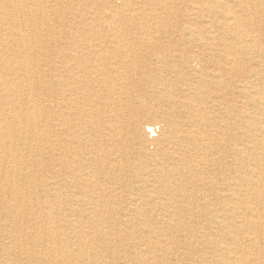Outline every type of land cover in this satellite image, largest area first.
<instances>
[{"label":"rangeland","instance_id":"1","mask_svg":"<svg viewBox=\"0 0 264 264\" xmlns=\"http://www.w3.org/2000/svg\"><path fill=\"white\" fill-rule=\"evenodd\" d=\"M219 2L230 9L231 14L236 18L242 40L234 39L233 30L223 11L216 16L210 14L207 0H104V2L103 0H0V92L3 89L7 92L8 83L15 85V82L19 85V81L13 79H15L14 74L21 73L22 63L30 66L32 72H35L34 75H30V80L26 77L21 78L38 108L44 109L41 113L44 116L42 131L47 137L45 143L51 146V149L41 153L40 157L34 156L38 154L34 149L30 152L33 157L22 154L27 159V163L24 162L25 165H22L26 178L21 179L20 183L23 186V197L33 202V208H39L44 202H48L52 210V222L47 218V213L40 210L36 219H31L27 224L22 225L19 235L27 238L29 233L34 232L37 236H41L46 231L48 236L57 234L62 240L61 248L65 253L70 252L73 264H142V260L144 264H264V202L253 201L251 198L254 194L249 191L248 194L244 193L245 203L242 205L227 204L233 206L236 218L227 220V227L228 225L230 227L221 233L217 228L221 220L219 216L224 213L226 217H230L232 210L230 208L223 210L227 205L220 204L212 196V191L218 190L219 186L225 183V179L230 180L231 173L235 171L237 166L235 148L242 147L246 150L245 168L249 163L251 164L248 157L255 154L252 150L254 146L258 154H264V112L255 103L257 99H264V0H219ZM16 3L22 7V19L27 24L32 20L38 21L41 25L39 29L34 28L29 32L20 28L15 19L16 14L9 9V6ZM42 25L47 29L45 30ZM20 30L26 43L36 44L35 51L25 54L17 46L16 32L20 35ZM247 35H252L255 39V48L244 54L242 52L248 49V43L244 41ZM123 43L129 48L137 47L135 52L140 54L137 55L138 58L133 65L137 74L125 86L130 102H127L125 97L122 99L123 102L121 101L124 118L121 120L122 123L116 124L118 136L115 138L116 135L108 126L107 119L112 116L109 112L101 115L102 122L100 121L97 135L102 139L110 133L107 149H111V144L114 143L119 149L123 148V152H128L127 156L130 157L126 163L122 162L117 167H104L103 171H97L96 60H94L96 45L102 44L112 48L119 47ZM129 66L130 63H127L126 70H130ZM20 89L21 86H18L19 92ZM249 93L253 96L250 97ZM188 102L199 106L198 109L204 119L199 124L203 137L206 138L202 139L201 145L204 146V150L201 158L194 159L192 175L195 184L175 185L168 189L156 184V190L152 189L151 185L143 186L141 176L147 173L153 162L140 158L139 154H144L146 151L154 152L156 149V146L147 142H153L156 137L143 133L144 126L152 124L158 127L159 124L163 128V123L159 122H162L163 117L167 115L166 110L171 109L179 117L186 112L183 104ZM103 103V100H99L100 106ZM22 106L16 104L15 109L19 110ZM9 108L11 106H0L1 110ZM31 145L33 148L36 147V142ZM198 176L203 184L200 189L206 194L204 196H199L200 193L195 190V186L199 183ZM0 178V264H22L23 261H16L10 255L11 251L17 248L12 237L17 236L18 228L11 211L14 202L12 199L17 197L8 196L6 193L9 189L7 186L10 183L9 178L1 176ZM213 184V190L209 192ZM153 193L160 198L156 202L146 197L140 198ZM170 194L173 197H170ZM182 195L190 198L184 200ZM198 197L201 199H197ZM210 200H213V203ZM159 202L161 205L157 204ZM26 208L24 206L21 209L27 211ZM125 221H129L127 225ZM232 224H237L239 228H232ZM76 225L82 227L84 234L73 231L72 227ZM102 233L116 241L113 252H116L117 259L110 256L111 250L107 249L109 245L102 244ZM155 237H158L156 245L161 249L159 254H156ZM24 248L28 253H34L36 256L47 252L44 246L37 244L34 246L26 244ZM85 249L89 251L83 254ZM51 259V257L46 258L45 262L30 261V264H53L54 261L51 262Z\"/></svg>","mask_w":264,"mask_h":264},{"label":"bare ground","instance_id":"2","mask_svg":"<svg viewBox=\"0 0 264 264\" xmlns=\"http://www.w3.org/2000/svg\"><path fill=\"white\" fill-rule=\"evenodd\" d=\"M18 1V0H17ZM125 1V0H124ZM241 1V0H240ZM255 1V0H252ZM96 2V1H95ZM104 2V0H103ZM140 2V1H139ZM182 2V1H181ZM113 3V2H112ZM223 3V2H222ZM257 4V2H255ZM24 4V3H23ZM39 4V3H38ZM164 4V3H161ZM207 4L209 7V12L212 14V16H216L220 11H223L227 16V22L233 30V37L234 39L240 41L242 40V36L240 35V26L237 23L236 18L231 14V10L227 9L226 6H222L219 2V0H207ZM25 5V4H24ZM60 5V4H59ZM68 5V4H66ZM227 5V4H226ZM23 6V5H22ZM42 6V5H41ZM44 6V5H43ZM153 6V5H152ZM32 7V6H31ZM40 7V6H38ZM50 7V6H49ZM76 7V6H75ZM74 7V8H75ZM78 7V6H77ZM84 7V6H83ZM64 8V7H63ZM195 8V6H194ZM9 9L12 10L16 14L17 22L22 28V30L25 31H31L35 29L40 28V24L36 20H32L31 23H26L22 17V7L19 3H16L12 6H9ZM25 9H28V7H25ZM104 9V8H103ZM121 9V8H120ZM128 9V8H127ZM126 9V10H127ZM132 9V8H131ZM246 9V6H245ZM64 10V9H63ZM66 10V9H65ZM27 11V10H26ZM33 11V10H32ZM59 11V10H58ZM129 11V10H128ZM37 12V11H36ZM46 12V11H45ZM133 12V11H132ZM246 12V11H245ZM33 13V12H32ZM39 13V12H38ZM49 13V12H48ZM57 13V12H56ZM130 13V12H129ZM128 13V14H129ZM41 14V13H40ZM59 14V12H58ZM67 14V13H66ZM79 14V13H78ZM94 14V12H93ZM92 14V15H93ZM107 14V13H106ZM9 15V14H8ZM39 15V14H38ZM68 15V14H67ZM246 15V14H245ZM257 15V14H256ZM34 16V14H33ZM86 16V15H85ZM110 16V15H109ZM168 16V15H167ZM259 16V15H257ZM40 17V16H39ZM57 17V16H56ZM63 17V16H62ZM111 17V16H110ZM169 17V16H168ZM192 17V16H191ZM260 17V16H259ZM258 17V19H259ZM61 18V17H60ZM67 18V17H66ZM108 19V17H106ZM113 18V17H111ZM131 19V17H129ZM246 18V17H245ZM257 18V17H256ZM48 19V18H47ZM55 19V18H54ZM58 19V18H57ZM56 19V21H58ZM122 19V18H121ZM136 19V18H135ZM41 20V19H40ZM101 20V19H100ZM134 20V19H133ZM2 21V20H1ZM43 21V20H42ZM47 21V20H46ZM78 21V20H77ZM92 21V20H91ZM110 21V20H109ZM113 21V20H112ZM194 21V20H192ZM191 21V22H192ZM213 21V20H212ZM121 22V21H120ZM41 23V22H40ZM46 24L48 22H45ZM69 23V22H67ZM107 23V22H106ZM250 23V22H249ZM2 24V23H1ZM57 24V22L55 23ZM66 24V23H64ZM120 24V23H119ZM16 25V24H14ZM51 25V24H50ZM59 25V24H58ZM125 25V24H124ZM127 25V24H126ZM255 25V23H254ZM49 26V25H48ZM66 26V25H65ZM93 26V25H92ZM107 26V25H106ZM186 26V25H184ZM198 26V25H197ZM258 26V25H257ZM14 27V26H13ZM43 27V25H42ZM96 27V26H95ZM120 27V26H118ZM135 27V26H134ZM146 27V26H144ZM250 27V26H249ZM44 28V27H43ZM49 28V27H48ZM58 28V27H56ZM65 28V27H64ZM67 28V27H66ZM122 28V27H120ZM45 29V28H44ZM47 29V28H46ZM45 29V30H46ZM143 29V28H142ZM164 29V28H163ZM186 29V28H185ZM188 29V28H187ZM208 29V28H207ZM22 30H20L19 33L16 32L17 35V46L20 47L23 53L29 54L31 51H33L36 48L35 45H29L26 43V41L23 40L21 33ZM55 30V29H54ZM117 30V29H116ZM135 30V28H134ZM231 30V31H232ZM262 30V29H261ZM9 31V30H8ZM16 31V30H15ZM40 31V30H39ZM51 31V30H50ZM56 31V30H55ZM64 31V30H63ZM110 31V29H109ZM173 31V30H172ZM187 31V30H186ZM4 32V29H3ZM10 32V31H9ZM54 32V31H53ZM59 32V31H58ZM111 32V31H110ZM123 32V31H122ZM148 32V30H147ZM157 32V31H156ZM228 32V31H227ZM7 33V32H6ZM60 33V32H59ZM146 33V30H145ZM262 33V32H261ZM9 34V33H8ZM39 34V33H38ZM163 34V33H162ZM174 34V33H172ZM191 34V33H190ZM230 34V33H228ZM46 35V34H45ZM51 35V33H50ZM55 35V34H54ZM59 35V34H58ZM98 35V34H97ZM104 35V34H103ZM111 35V34H110ZM187 35V34H186ZM197 35V34H196ZM10 36V35H9ZM93 36V35H92ZM113 36V35H112ZM133 36V35H132ZM148 36V35H146ZM261 36V35H260ZM30 37V36H28ZM27 37V38H28ZM32 37V36H31ZM30 37V38H31ZM57 37V35H56ZM72 37V35H71ZM121 37V36H120ZM211 37V36H210ZM15 38V37H14ZM25 38V37H24ZM50 38V37H49ZM74 38V37H73ZM128 38V36H127ZM148 38V37H147ZM152 38V37H151ZM180 38V37H179ZM29 39V38H28ZM64 39V38H63ZM79 39V38H78ZM137 39V38H136ZM225 39V38H224ZM11 40V39H10ZM33 40V38H32ZM30 39V41H32ZM36 40V38H35ZM110 40V39H109ZM213 40V39H212ZM6 41V40H5ZM37 41V40H36ZM146 41V40H145ZM211 41V40H210ZM245 42L248 43L247 47L248 49L242 53L246 54L252 51V48L254 47L255 39L252 37V35H247L244 39ZM12 42V41H10ZM28 42V40H27ZM57 42V41H56ZM75 42V40H74ZM95 42V41H94ZM121 42V41H120ZM123 42V40H122ZM264 42V41H263ZM39 43V42H36ZM71 43V42H70ZM91 43V42H90ZM115 43V41H114ZM117 43V42H116ZM128 43V42H127ZM227 43V42H226ZM244 43V42H243ZM41 44V43H40ZM51 44V42H50ZM63 44V43H62ZM89 44V43H88ZM95 44V43H94ZM139 44V43H138ZM215 44V43H214ZM43 45V44H42ZM71 45V44H70ZM73 45V44H72ZM71 45V46H72ZM82 45V44H81ZM107 45V44H106ZM120 45V44H119ZM194 45V44H193ZM226 45V44H225ZM233 45V44H232ZM40 45H38L39 47ZM150 46V45H149ZM240 46V45H238ZM70 47V46H69ZM152 47V46H151ZM201 47V46H200ZM245 47V46H244ZM246 47V48H247ZM40 48V47H39ZM78 48V47H77ZM18 49V50H20ZM76 49V48H75ZM135 48H129V46L125 45L123 43L119 47H106L105 45H96V169L97 171H103L104 167H117L122 162L128 161L129 157L127 156L128 152L122 151L124 150L122 148L119 149L114 143L111 144V149H107V141L111 134H107L104 138H99L97 133H99V125L100 121L102 119L101 115L104 113H112V116H109L107 119V122L109 123L108 126L113 130V133L115 138L118 136V125L122 123L123 113L121 111V101L123 102V97H125L127 102H130V98L127 94V88L125 87L129 80L134 78L136 76V69L134 63L135 59L138 58L137 55H140L135 52ZM141 49V48H138ZM145 49V48H144ZM234 49V48H233ZM204 50V49H203ZM239 50V48H238ZM242 50V49H241ZM10 51V50H9ZM16 51V50H15ZM35 51V50H34ZM79 51V50H78ZM167 51V50H166ZM184 51V50H183ZM197 51V50H196ZM207 51V50H206ZM60 52V51H59ZM63 52V51H62ZM150 52V51H149ZM155 53V52H154ZM183 53V52H182ZM5 54V53H4ZM24 54V55H25ZM65 54V53H64ZM71 54V53H70ZM199 54V53H198ZM229 54V53H228ZM239 54V53H238ZM12 55V54H11ZM22 55V54H21ZM53 55V54H52ZM93 55V54H92ZM144 55V54H143ZM200 55V54H199ZM210 55V54H209ZM233 55V54H232ZM84 56V55H83ZM147 56V55H146ZM237 56V55H236ZM243 56V55H242ZM255 56V55H254ZM12 57V56H11ZM34 57V56H33ZM208 57V56H207ZM225 57V56H221ZM29 58V57H28ZM89 58V57H88ZM95 58V57H94ZM151 58V57H150ZM166 58V57H165ZM191 58V57H190ZM245 58V57H244ZM248 58V57H247ZM254 58V57H253ZM19 59V58H18ZM23 59V57H22ZM40 59V58H39ZM42 59V58H41ZM149 59V58H148ZM162 59V58H161ZM9 60V59H8ZM14 60V59H13ZM25 60V59H24ZM29 60V59H28ZM32 61V59H30ZM54 60V59H52ZM93 60V59H92ZM140 60V59H139ZM168 60V59H167ZM191 60V59H190ZM194 60V59H193ZM232 60V59H231ZM12 61V60H11ZM229 61V59H228ZM16 62V60H15ZM71 62V61H70ZM183 62V61H182ZM211 62V61H210ZM209 62V63H210ZM11 63V62H10ZM35 63V62H34ZM74 63V62H73ZM130 63V70H126V64ZM165 63V62H164ZM171 63V62H170ZM225 63V62H224ZM228 63V62H227ZM15 64V63H14ZM32 64V63H31ZM78 64V63H77ZM92 64V63H91ZM148 64V63H147ZM159 64V63H158ZM211 64V63H210ZM20 65V64H19ZM45 65V63H44ZM63 65V64H62ZM67 65V64H66ZM136 65V64H135ZM196 65V64H195ZM231 65V64H230ZM35 66V65H34ZM91 66V65H90ZM128 66V65H127ZM168 66V65H166ZM188 66V65H187ZM211 66V65H210ZM243 66V65H242ZM253 66V65H252ZM73 67V66H72ZM194 67V66H193ZM226 67V66H225ZM19 68V67H18ZM163 68V67H162ZM55 69V68H54ZM90 69V68H89ZM200 69V68H199ZM228 69V68H227ZM35 70V69H34ZM81 70V69H80ZM135 70V71H134ZM231 70V69H230ZM20 72L17 74H14L15 79L19 81V85L14 82L15 85L8 83L7 92L2 90L0 92V106L8 105L11 106V108L6 110H1L0 114V176L9 178V189H7L6 193L8 196H15L16 199L11 197V199L14 201L11 206V211L14 220L17 222V228L18 231H16L17 236L12 237V241H14L15 245L17 246L16 250H12L10 255L13 257L16 261H23L22 264H30V261L32 262H45L46 258H52L51 262L53 264H73V259L71 258L70 252H66L63 248H61L62 240L57 235L54 234L53 236H48V232L46 231L45 234H41V236H37L34 232H31L27 235V238H23L22 235H19L21 233V228L24 223L27 224V222L31 219H36L39 211L43 210L45 214L47 213V218L51 221V214L52 210L51 207L48 205V202H44L43 206L37 207L36 209L33 208V202L31 200H27L25 197H23V186L21 185V179L26 178V173L24 167L22 165L27 163V159L23 157L22 154H27V156H32L30 152L31 149H34L36 153L34 156H39L41 153L47 152L49 149H51L50 145L46 144L45 141H47V137L42 131V118L44 116L41 114L44 109L38 108V105L33 101L32 95L27 89V86L23 84L21 77H26L30 80V75H34V71L32 72L29 65L22 63ZM62 71V69H61ZM60 71V72H61ZM160 71V70H159ZM169 71V70H168ZM177 71V70H176ZM44 72V71H43ZM143 72V71H142ZM200 72V71H199ZM63 73V71H62ZM82 73V72H81ZM80 73V74H81ZM88 73V72H86ZM165 73V72H164ZM177 73V72H176ZM94 74V73H93ZM213 74V73H212ZM189 75V74H188ZM255 75V74H254ZM12 76V75H11ZM41 76V75H40ZM60 76V75H59ZM159 76V75H158ZM235 76V75H233ZM38 77V76H37ZM170 77V76H169ZM220 77V75H219ZM259 77V76H258ZM60 78V77H59ZM78 78V77H77ZM81 78V77H79ZM173 78V76H172ZM198 78V77H197ZM196 78V79H197ZM264 78V77H263ZM46 79V78H45ZM250 79V78H249ZM74 80V79H73ZM194 80V79H193ZM215 80V79H214ZM219 80V79H218ZM254 81V80H253ZM57 82V81H56ZM59 82V81H58ZM70 82V81H69ZM88 82V81H87ZM182 82V81H181ZM37 83V82H36ZM65 83V82H64ZM89 83V82H88ZM203 83V82H202ZM34 84V83H33ZM42 84V83H41ZM53 84V83H52ZM71 84V83H70ZM90 84V83H89ZM188 84V83H187ZM74 85V83L72 84ZM133 85V84H132ZM190 85V83H189ZM201 85V84H200ZM247 85V84H246ZM18 86H21V91H18ZM33 86V85H32ZM76 86V85H75ZM161 86V85H160ZM196 86V85H195ZM203 86V85H202ZM210 86V85H208ZM241 86V85H240ZM239 86V87H240ZM243 86V85H242ZM36 87V86H35ZM38 87V86H37ZM47 87V86H46ZM77 87V86H76ZM181 87V86H179ZM43 88V87H42ZM91 88V87H90ZM132 88V87H131ZM165 88V87H164ZM168 88V87H167ZM251 88V87H250ZM30 89V88H29ZM37 89V88H36ZM69 89V88H68ZM180 89V88H179ZM243 89V88H242ZM255 89V88H254ZM8 90H12L9 91ZM164 89H162L163 91ZM207 90V89H206ZM245 90V89H244ZM253 90V89H252ZM54 91V90H53ZM167 91V90H166ZM191 91H193L191 89ZM195 91V90H194ZM44 92V91H43ZM260 92V91H259ZM37 93V92H36ZM48 93V92H47ZM52 93V92H51ZM55 93V92H54ZM206 93V91H205ZM217 93V92H216ZM252 93V92H251ZM249 93L250 97L253 96V94ZM180 94V93H179ZM194 94V93H193ZM255 94V93H254ZM260 94V93H259ZM56 95V94H55ZM80 95V94H78ZM161 95V94H160ZM173 95V94H171ZM40 97V96H39ZM56 97V96H55ZM68 97V96H67ZM44 98V97H43ZM194 98V97H193ZM202 98V97H201ZM254 98V97H253ZM41 99V98H40ZM46 99V98H45ZM59 99V98H58ZM166 99V98H165ZM60 100V99H59ZM99 100H103L104 103L100 106ZM250 100V99H249ZM38 101V100H37ZM91 102V101H90ZM165 102V100H164ZM167 102V101H166ZM178 103V102H177ZM255 103L260 107V109L264 112V99H257ZM16 104H22L23 106L16 110L15 106ZM90 104V103H89ZM167 104V103H166ZM171 104V103H170ZM203 104V103H202ZM245 104V103H244ZM40 105V104H39ZM82 105V104H81ZM83 106V105H82ZM87 107V106H86ZM91 107V106H90ZM103 107V108H102ZM184 109L186 110L185 113L182 115H179L177 117L174 112L170 110H166V114L163 117V121L159 122L162 124V127H158L152 124H147L143 128V133L146 135H152V137H156L153 142L147 141L152 146H156V149L154 152L146 151L144 154H139L140 158L149 159L152 160L153 165H151L150 169L147 171L145 175L141 176V183H143V186L145 185H151L152 189L157 188L156 184H160L161 187H164L165 189H168L171 186L175 185H184L187 183L195 184V180L193 178V172H194V159L195 157L201 158V153L204 150L201 144L202 139H206L203 137V132L201 125L199 124L200 121H204L203 115L201 114V111L198 109V107L193 102H188L183 104ZM102 108V109H101ZM130 108V107H129ZM171 108V107H170ZM91 109V108H90ZM165 109V108H164ZM176 109V108H175ZM88 110V109H87ZM93 110V109H92ZM206 110V109H205ZM204 110V111H205ZM211 110V109H210ZM255 111V110H254ZM94 112V111H93ZM207 112V111H206ZM230 112V111H229ZM257 112V111H256ZM243 113L244 110H243ZM253 113V112H252ZM80 114V113H79ZM149 114V113H148ZM179 114V113H178ZM218 114V113H217ZM90 115V114H89ZM93 115V114H92ZM46 116V115H45ZM61 116V115H59ZM75 116V115H74ZM105 116V115H104ZM229 116V115H228ZM208 117V116H207ZM227 117V116H226ZM63 118V117H62ZM93 118V117H92ZM231 118V117H230ZM253 118V117H252ZM258 118V117H257ZM226 119V118H224ZM255 119V118H253ZM75 120V119H74ZM89 120V119H88ZM238 120V119H237ZM252 120V119H251ZM258 120V119H257ZM262 120V118H261ZM84 121V120H83ZM217 121V120H216ZM228 121V120H227ZM102 122V121H101ZM149 122V121H148ZM238 122V121H237ZM248 122H250L248 120ZM261 122V121H260ZM83 123V122H82ZM91 123V122H90ZM118 125L116 126V124ZM218 123V122H217ZM230 123V122H228ZM139 124V122H138ZM211 124V123H210ZM239 124V123H238ZM262 124V123H261ZM259 124V125H261ZM127 125V124H126ZM207 125V124H206ZM251 125V124H250ZM256 125V124H255ZM47 126V125H46ZM83 126V125H82ZM95 126V124H94ZM102 126V125H101ZM207 127V126H206ZM232 127V126H231ZM250 127V126H249ZM255 127V126H254ZM257 127V126H256ZM89 128V127H86ZM106 128V127H105ZM239 128V127H237ZM92 129V128H91ZM157 129L159 130L157 132ZM234 129V128H232ZM264 129V127H263ZM231 130V129H230ZM253 130V129H251ZM71 131V130H70ZM89 131V130H88ZM229 131V130H228ZM236 131V129H235ZM247 131V130H246ZM111 132V131H110ZM232 132V131H231ZM90 133V132H88ZM217 135V132H215ZM233 134V132H232ZM237 134V132H236ZM229 135V134H228ZM253 135V134H252ZM48 136V135H47ZM53 136V135H52ZM87 137V136H86ZM151 137V136H150ZM151 137V138H152ZM209 137H211L209 135ZM209 137L207 139H209ZM222 137V135H220ZM262 137V136H261ZM219 139V137H218ZM221 139V138H220ZM236 139V138H235ZM91 140V139H90ZM222 140V139H221ZM263 140V138H262ZM50 141V140H49ZM70 141V140H68ZM77 141V140H76ZM105 141V142H104ZM36 142V147H32V143ZM241 142V141H240ZM239 142V143H240ZM254 142V141H253ZM259 142V141H258ZM76 143V142H74ZM208 143V142H207ZM218 143V142H217ZM244 143V142H243ZM252 143V142H251ZM261 143V142H260ZM50 144V143H49ZM72 144V143H71ZM84 144V143H83ZM128 144V143H127ZM74 145V144H73ZM85 145V144H84ZM110 145V144H109ZM227 145V144H226ZM225 145V146H226ZM234 145V144H233ZM245 145V144H242ZM258 145V143H257ZM124 146V145H123ZM218 146V145H217ZM80 147V146H79ZM126 147V146H125ZM129 147V146H128ZM222 147V146H221ZM259 147H261L259 145ZM74 149V148H73ZM134 149V148H133ZM132 149V150H133ZM140 149V148H139ZM153 149V148H152ZM260 149V148H259ZM136 150V149H134ZM143 150V149H141ZM207 150V149H206ZM255 154H251L250 157H248L249 167L245 168V161L244 157H246L247 153L246 150L242 147L235 148V157L237 161V166L235 168V171L232 172L231 179H225V183L219 186L218 190H213L214 184L211 186L209 192H213V198L214 200L218 201L220 204H239L245 203L243 197L244 193L248 194L250 193L254 194L251 199L253 201L261 202V200L264 202V154H258L256 152V147L252 149ZM24 151H26L24 153ZM73 151V150H72ZM218 151V150H217ZM207 152V151H206ZM222 152V151H221ZM40 153V154H39ZM137 154V153H136ZM209 154V153H208ZM217 154V153H216ZM91 155V154H90ZM134 155V154H132ZM26 156V157H27ZM62 156V155H61ZM234 156V155H233ZM81 157V156H80ZM132 157V156H131ZM211 157V156H210ZM213 157V156H212ZM59 158V157H58ZM62 158V157H61ZM47 159V158H46ZM55 159V158H54ZM82 159V157H81ZM84 159V158H83ZM106 159V161H104ZM41 160V159H40ZM53 160V159H52ZM69 160V158H68ZM34 161V160H33ZM63 161V160H62ZM208 161V160H207ZM227 161V160H226ZM201 162V161H200ZM204 162V160H203ZM202 162V163H203ZM210 162V161H209ZM30 163V162H29ZM70 163V162H69ZM75 163V162H74ZM247 163V162H246ZM91 164V163H90ZM141 164V163H138ZM233 164V163H232ZM25 165V164H24ZM42 165V164H41ZM70 165V164H69ZM127 165V164H126ZM150 165V164H149ZM125 166V165H124ZM138 166V165H137ZM140 166V165H139ZM211 166V165H210ZM43 167V166H42ZM65 167V166H64ZM68 167V166H67ZM93 167V166H92ZM148 167V166H147ZM198 167V166H196ZM202 167V166H201ZM55 168V167H54ZM70 169V168H69ZM121 169V168H120ZM127 169V168H126ZM43 170V169H42ZM60 170V169H59ZM199 170V169H197ZM202 170V168H201ZM36 171V170H35ZM116 171V170H115ZM124 171V170H123ZM196 171V170H195ZM210 171V170H209ZM107 172V171H105ZM92 173V172H91ZM205 173V172H204ZM230 173V172H229ZM62 174V173H61ZM70 174V173H69ZM225 174V173H224ZM75 175V174H74ZM88 175V174H87ZM126 175V174H125ZM137 175V174H136ZM204 175V174H203ZM207 175V174H206ZM229 175V174H228ZM84 176V174H83ZM201 176V175H200ZM211 176V175H210ZM51 177V176H50ZM111 177V176H110ZM126 177V176H125ZM199 177V176H198ZM203 177V176H202ZM40 178V177H39ZM1 179V178H0ZM41 179V178H40ZM44 179V178H43ZM71 179V178H69ZM92 179V178H91ZM100 179V178H99ZM214 179V178H213ZM218 179V178H217ZM76 180V179H75ZM93 180V179H92ZM102 180V179H101ZM222 180V179H220ZM24 181V180H23ZM69 181V180H68ZM77 181V180H76ZM215 181V180H214ZM108 182V181H107ZM55 183V182H54ZM91 183V182H90ZM112 183V182H111ZM213 183V182H212ZM5 184V183H4ZM31 184V183H30ZM68 184V183H67ZM75 184V183H74ZM110 185V184H109ZM120 185V184H119ZM133 185V184H132ZM139 185V184H138ZM206 185H208L206 183ZM216 185V183H215ZM77 186V184H76ZM141 186V185H140ZM203 186L201 183V179L199 177V183L195 186V190H197L200 195L204 196L206 194L202 193L200 187ZM217 186V185H216ZM26 187V186H25ZM32 187V186H31ZM90 187V186H89ZM118 187V186H117ZM124 187V186H123ZM1 188V186H0ZM160 188V187H159ZM173 188V187H172ZM189 188V186H188ZM51 189V188H50ZM162 189V188H161ZM26 190V189H25ZM77 190V189H76ZM114 190V189H113ZM158 190V189H157ZM41 191V190H40ZM62 191V190H61ZM98 191V190H97ZM104 192V191H103ZM112 192V191H111ZM150 192V191H149ZM173 192V191H172ZM34 193V192H33ZM38 193V192H37ZM116 193V192H115ZM141 193V192H140ZM2 194V193H1ZM100 194V193H99ZM118 194V193H117ZM150 194V193H149ZM163 194V193H162ZM181 194V193H180ZM185 194V193H184ZM188 194V193H187ZM26 195V194H25ZM33 195V194H32ZM36 195V194H35ZM34 195V196H35ZM80 195V194H79ZM191 195V194H190ZM57 196V195H55ZM104 196V195H103ZM110 196V195H109ZM162 196V195H161ZM183 196V195H182ZM2 197V196H1ZM59 197V196H58ZM96 197V196H95ZM94 197V198H95ZM106 197H108L106 195ZM115 197V196H114ZM148 198L150 201L156 202V200L160 199L157 195L154 193L151 195H144L140 198L143 199ZM170 197L171 196L170 194ZM190 198V196H183L182 199L186 200ZM9 198V197H8ZM35 198V197H34ZM103 198V197H102ZM166 198V197H164ZM59 199V198H58ZM98 199V198H97ZM105 199V198H104ZM173 199V198H171ZM197 199H201L198 197ZM36 200V199H35ZM41 200V199H40ZM70 200V199H69ZM107 200V198H106ZM66 201V200H65ZM75 201V200H74ZM211 201V200H210ZM247 201V200H246ZM59 202V201H58ZM56 201V203H58ZM68 202V201H67ZM72 202V201H71ZM158 202V201H157ZM181 202V201H180ZM213 203V200L211 201ZM252 202V201H251ZM73 203V202H72ZM169 203V202H168ZM167 203V204H168ZM37 204V203H36ZM66 204V203H65ZM157 204H160L157 203ZM165 204V203H164ZM227 205L223 210L230 208L231 216L226 217L224 213H222L220 217L219 224H217V228L221 233L230 225L226 224L227 220H234L236 216L234 215L235 210H233L232 205ZM80 205V204H79ZM161 205V204H160ZM26 206V210H22L21 208ZM60 206V205H59ZM102 206V205H101ZM110 206V205H109ZM135 206V205H134ZM158 206V205H156ZM155 206V207H156ZM244 206V204H243ZM93 207V206H92ZM138 207V206H137ZM165 207V205H164ZM172 208V207H171ZM201 208V207H200ZM245 208V206H244ZM253 208V207H252ZM92 209V208H91ZM95 209V207L93 208ZM151 209V208H150ZM193 209V208H192ZM118 210V209H117ZM131 210V209H130ZM160 210V209H158ZM184 210V209H183ZM217 210V209H216ZM229 210V209H228ZM227 210V211H228ZM263 210V208H262ZM10 211V210H9ZM177 211V210H176ZM253 211V210H252ZM62 212V211H61ZM85 212V211H84ZM120 212V211H119ZM118 212V213H119ZM144 212V211H143ZM167 212V210H166ZM108 213V211H107ZM123 213V212H122ZM204 213V212H203ZM216 213V212H215ZM96 214V213H95ZM114 214V213H113ZM149 214V213H148ZM196 214V213H195ZM253 214V213H252ZM110 215V213L108 214ZM156 215V214H155ZM154 215V216H155ZM217 215V214H216ZM115 216V215H114ZM195 216V215H194ZM214 216V215H213ZM229 216V215H228ZM256 216V215H255ZM259 216V215H258ZM75 217V215H74ZM113 217V216H112ZM121 217V216H120ZM203 217V216H202ZM123 218V217H122ZM157 218V217H156ZM210 218V217H209ZM211 219V218H210ZM243 219V218H241ZM44 220V219H43ZM142 220V219H140ZM154 220V219H153ZM170 220V219H169ZM180 220V218H179ZM247 220V219H246ZM257 220V219H256ZM36 221V220H35ZM122 221V220H121ZM148 221V220H146ZM260 221V220H259ZM52 222V221H51ZM129 222V221H127ZM127 222L125 221V224L127 225ZM235 222V221H234ZM98 223V222H97ZM148 223V222H147ZM162 223V222H161ZM215 223V222H214ZM43 224V223H42ZM83 224V223H82ZM101 224V223H100ZM131 224V223H130ZM202 224V223H201ZM262 224V223H261ZM52 225V224H51ZM112 225V224H111ZM135 225V224H134ZM180 225V223H179ZM3 226V225H2ZM15 226V225H14ZM24 226V225H23ZM124 226V225H123ZM143 226V225H142ZM145 226V225H144ZM135 227V226H134ZM150 227V226H148ZM232 228H239L237 224H232ZM259 227H261L259 225ZM263 227V226H262ZM102 228V227H101ZM128 228V227H127ZM54 229H57V227H54ZM73 231L78 234H84V231L82 230V227L80 225H76L72 227ZM131 229V228H130ZM150 229V228H149ZM183 229V228H182ZM193 229V228H192ZM254 229V228H253ZM17 230V229H16ZM48 230V229H47ZM234 230V229H233ZM239 230V229H238ZM245 230V229H244ZM38 231V230H37ZM45 231V230H44ZM103 231V230H102ZM117 231V230H116ZM126 231V230H125ZM165 231V230H164ZM182 231V230H180ZM195 231V230H194ZM236 231V230H235ZM242 231V230H241ZM101 232V231H100ZM130 232V231H129ZM199 232V231H198ZM208 232V231H207ZM225 232V231H224ZM10 233V232H9ZM151 233V232H150ZM183 233V232H182ZM245 233V232H244ZM260 233V232H259ZM258 233V234H259ZM102 233V244L109 245L107 249L110 251V256L117 259V254L115 255L114 246L116 245V241L112 240L111 236L108 238V236L103 235ZM110 234V233H109ZM241 234V233H240ZM178 235V234H177ZM180 235V234H179ZM236 235V234H235ZM126 236V235H125ZM134 236V235H133ZM154 236V235H153ZM261 236V235H259ZM77 237V235H76ZM79 237V236H78ZM142 237V236H141ZM173 237V236H172ZM226 237V236H225ZM10 238V237H9ZM184 238V237H183ZM200 238V237H199ZM231 238V237H230ZM247 238V237H246ZM114 239V238H113ZM127 239V238H126ZM147 239V238H146ZM213 239V238H212ZM233 239V238H232ZM234 239H236L234 237ZM142 240V239H141ZM237 240V239H236ZM241 240V239H240ZM252 240V238H251ZM174 241V240H173ZM202 241V240H201ZM219 242V241H218ZM80 243V242H79ZM223 243V242H222ZM239 243V242H238ZM256 243V242H255ZM262 243V242H261ZM260 243V244H261ZM9 244V243H8ZM26 244L29 245H42L46 248L45 253L36 256L34 253H28L27 249L24 248ZM68 244V243H67ZM154 244H158V237H155ZM203 244V243H202ZM76 245V244H75ZM130 245V244H129ZM228 245V244H227ZM141 246V245H140ZM171 246V245H170ZM91 247V246H90ZM103 247V245H102ZM131 247V246H130ZM218 247V246H217ZM223 247V246H222ZM225 247V246H224ZM239 247V246H238ZM257 247V246H256ZM255 247V248H256ZM157 250L156 254H159L161 252V249L159 246L156 245L155 247ZM263 248V247H262ZM39 249V248H38ZM90 249V248H89ZM89 249H85V251H89ZM129 249V248H128ZM209 249V248H208ZM225 250L224 248H222ZM241 249V248H240ZM178 250V249H177ZM238 250V249H237ZM245 250V249H243ZM105 251V250H104ZM108 251V250H107ZM155 251V250H154ZM226 251V250H225ZM231 251V250H230ZM72 252V251H71ZM98 252V251H97ZM227 252V251H226ZM225 252V253H226ZM172 253V252H171ZM219 253V252H218ZM221 253V252H220ZM250 253V252H249ZM82 254V256H84ZM89 254V253H88ZM237 254V253H236ZM244 254V253H243ZM256 254V253H255ZM4 255V253H3ZM78 255V254H77ZM150 255V254H149ZM218 255V254H217ZM226 255V254H225ZM250 255V254H249ZM74 256V255H73ZM86 256V255H85ZM124 256V255H123ZM137 256V255H136ZM79 257V256H78ZM87 257V256H86ZM209 257V256H208ZM234 257V256H233ZM152 258V257H150ZM239 258V257H238ZM250 258V257H249ZM252 258V257H251ZM250 258V259H251ZM86 259V258H85ZM126 259V258H125ZM140 259V256H139ZM205 259V258H204ZM237 259V258H236ZM246 259V258H245ZM91 260V259H90ZM222 260V259H221ZM239 260V259H238ZM260 260V259H259ZM80 261V260H79ZM184 261V260H183ZM224 262V261H223ZM238 262V261H237ZM140 263V262H139ZM142 260V264H144ZM159 263V262H158ZM43 264V263H42Z\"/></svg>","mask_w":264,"mask_h":264}]
</instances>
